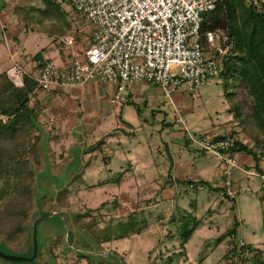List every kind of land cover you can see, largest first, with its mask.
Listing matches in <instances>:
<instances>
[{
	"label": "rangeland",
	"instance_id": "374dc122",
	"mask_svg": "<svg viewBox=\"0 0 264 264\" xmlns=\"http://www.w3.org/2000/svg\"><path fill=\"white\" fill-rule=\"evenodd\" d=\"M7 1L12 7L24 6L22 9L29 15L27 26L31 32H27L29 34L28 40L20 48L25 50L24 52L39 51L40 47L49 42L45 36L38 32L45 33L54 42L64 36H73L77 40L75 47L79 50L88 42L87 39L91 33L89 25L85 19L71 10L63 0H44L45 2L43 0ZM215 32L219 37L218 45L222 50L227 48V51H229L231 46L227 35L220 29ZM209 51H213V49L209 47ZM5 57L6 49L1 44L0 72L2 71L1 65L8 61ZM2 59L6 60L2 62ZM240 82V80L233 79L228 81V85H224V80L219 74V76L209 78L203 84L198 85L194 92L183 90L179 91L178 94H172L170 99L173 107L172 105L168 107L159 103L150 104L149 102L145 106L142 100L147 101V99L144 98H134L133 104L124 103L121 105L122 108L117 106L116 110L109 114L106 119L109 124L108 132L110 134L116 132L115 136L118 138L116 141L115 138L112 140L111 145L114 146L116 156L112 158L108 166H104L100 161L82 165V161L85 162L86 158L79 154L81 151L80 142L69 150L71 153L69 158H66L61 164H55L58 161L60 149L57 146L51 147V143L48 141L50 131L45 133L44 130L41 133V136H43L42 142L38 145L42 164L35 169L36 180L31 200L32 207L24 219L15 217L0 226V242L5 243L9 248V250L2 248L1 251L16 255L27 251L32 243L31 228L34 219H39L41 214H44L42 223L38 224L36 233V244L39 247L40 255L42 254L44 257L42 258L44 259L43 262L49 260L50 263L54 264H90L91 260L94 264L101 261L99 264H105L110 263L108 259L114 253L124 264H164L166 254L164 251L158 254L157 251L161 248L157 243L159 240L165 241L166 233L161 231L160 228H155L154 225L148 226L143 232L134 233L121 240H111L108 244L101 245L89 231L77 226L75 220H79L78 216L82 214V218L88 221L89 217L86 213L88 212L87 208H89L93 210L92 216L96 212L105 214L106 217L116 214L115 220L118 217L122 222H128L127 215L132 213L131 219L137 221V223L139 220L143 221L142 217H145L147 224L155 223L153 217L155 214H159L158 208L154 209V207L149 206L140 214L136 210L134 200L118 202L115 205L112 203V194L118 195L120 192L123 194V187L136 189L147 185L142 176L144 174L143 168L146 165L140 159L149 161L160 159L157 148L161 146V140L165 139L166 136L165 131L161 128L162 122L170 123L172 128L177 131L180 130L184 134L186 131L201 133L215 128L220 129L222 122L227 118V107L231 102L241 101L244 105V111H249L250 99L245 97L243 85ZM225 93H228V95ZM165 100L167 101V98L164 97ZM175 107L181 109L184 125L177 122ZM152 112H154V116H152ZM122 122L123 124H121ZM124 124H128L129 127ZM47 127L49 128L48 125ZM239 133L243 143L254 149L253 140L249 136L248 129L241 127ZM99 137L95 135L96 139ZM90 142L93 143L94 141H90L88 138L86 145ZM193 149L190 147L187 152L199 156L198 152ZM161 150H163L162 146L160 152ZM173 151L174 153L177 152L175 148ZM138 159V162H133V160L137 161ZM208 160L210 167L213 168L214 159L208 158ZM128 161L133 164L129 166ZM147 169L145 176L155 177L157 182L162 178L160 174H165L155 169L153 165ZM123 170H126V175L119 182L120 187H117L116 182L106 181L112 173ZM74 176L77 177L76 180L73 179ZM66 186L70 187L66 189L65 198L68 199V205L65 210L66 204L60 203V207H58V205H55V200L58 191ZM258 186L256 180L242 179L239 181L234 210H231L232 202L225 201L222 208L220 207L223 211L220 216L217 214L206 215L211 212L205 214L208 208L218 207V191L199 189L192 191L186 188V185L178 189L182 193L183 190H187L185 194L183 193L184 195L180 201L177 200L173 203L174 209H179V211H182L180 207L184 209L183 212L178 211L175 213L180 218V222L178 220L179 224L185 228H191L193 223L196 222L195 220L199 221L201 219L200 222H197L199 224L184 246L189 263L222 264L221 261L225 254L228 237L225 238V245L224 241L219 244H216V242L220 238V232L227 226L228 228L231 226L233 218L238 222L236 227L238 237L255 249L264 248V224L262 221L264 203L261 201L262 191L258 189ZM171 189L176 190L173 187ZM103 201H107L108 204L100 206ZM45 203H48V205ZM163 203V207L170 208L171 203L167 201ZM190 203L194 205L196 203L195 210L191 213L188 209ZM119 207L123 209H118ZM99 223L101 222L99 221ZM17 225H19L21 231L11 235ZM218 227L220 232L217 233L216 228ZM181 230L180 227V229L172 231L174 241H179ZM122 231V229L118 230L119 233ZM68 232L70 233L72 247H67ZM57 235L61 236L59 240H56ZM62 246L67 247L68 250H63ZM79 247L84 249L79 251H82L81 253L86 255L90 259L89 261L87 258L76 256L75 249ZM142 247L143 249H141ZM49 249L52 250L50 253ZM150 249L153 251H150ZM250 255H247L248 259L244 263L241 262V264H254L249 259ZM177 261H179V255L176 253L172 257V262L176 264ZM26 263L25 261H6L0 258V264ZM44 263H47V261Z\"/></svg>",
	"mask_w": 264,
	"mask_h": 264
},
{
	"label": "built area",
	"instance_id": "2783aa9c",
	"mask_svg": "<svg viewBox=\"0 0 264 264\" xmlns=\"http://www.w3.org/2000/svg\"><path fill=\"white\" fill-rule=\"evenodd\" d=\"M80 15L91 29L90 45L86 50L74 48L72 36L59 38L64 50H71L67 67L59 68L47 57L35 61V92H46L51 87L80 86L96 77L114 85L112 100L124 101L123 91L129 83H147L161 87L170 98L177 91L194 92L207 79L219 76V61L202 45L206 42L218 55L226 54L217 41L215 31H202L204 15L220 0H63ZM260 7L264 0H243ZM17 72V71H16ZM26 74V73H23ZM177 122L184 125L181 109L176 108ZM6 117L0 115V122ZM238 127L237 122L234 124ZM238 131L222 135L186 131L188 140L204 153L220 161V187L229 198L236 196L231 178L238 168L232 150ZM243 173L259 182L264 193V168L254 164ZM192 187V185H189ZM222 264H241L250 251L240 237L227 238ZM234 245L235 253H231Z\"/></svg>",
	"mask_w": 264,
	"mask_h": 264
},
{
	"label": "crops",
	"instance_id": "0c3cea01",
	"mask_svg": "<svg viewBox=\"0 0 264 264\" xmlns=\"http://www.w3.org/2000/svg\"><path fill=\"white\" fill-rule=\"evenodd\" d=\"M3 1L5 2V6L0 7V45L3 44V46L5 47V58L8 61L1 65V72H7L8 77L15 84L20 85L22 83L23 73H36L35 61L32 59V57L36 53H40L41 57L52 59L59 68L67 67L71 56V50H64V48L61 44L58 43V41L54 42L51 37H48L43 32L38 33L45 36L49 42L45 46L40 47L39 51L35 50L34 52L29 53L24 52L25 50L20 49L23 46L24 42H27L29 37V34H27V32H31V30L28 26H24L22 21L18 20L17 16L14 13L13 7L8 3V1ZM72 50L76 51L79 49L74 46ZM6 59H2V62H4ZM114 92V85L105 82L99 77H96L88 83L80 86L63 87L60 85H56L51 87L46 92L39 91L33 95V98H35L39 102L42 108L41 121L42 124H44L43 129L45 130V133H47L46 131H50V133H48V141L49 143H51L52 148L57 146L58 149H60L58 161L55 164H61L66 158H69L71 156L69 150L74 147L76 143L80 142L81 151L79 152V154L82 157L86 158L85 162L84 160L82 161V165L90 164L91 162L96 163L97 161L103 163L104 166L110 165L112 158L116 156L115 150L113 149L114 146H112L111 143L112 140H114L113 138H115V141L116 139L118 140V138H116L115 136L116 132H112L111 134L108 132L107 129L109 127V124L107 123L106 119L109 114L116 110L117 106H120L122 108L121 105L124 103L133 104L134 102L132 101L134 98H144L147 99V101L142 100L145 106L149 102L150 104L159 103L168 107L172 105L173 107L170 98H167V101H164V93L161 87L156 85L147 83H129L126 85L122 93L124 96V101L122 102H115L112 100ZM175 93L178 94L179 91ZM228 107L226 115L227 118L222 122V126L220 127V129L215 128L212 130H207L205 132L209 131L210 133L222 135L229 130L238 131V138L240 141H242L241 134L239 133V127H236L234 125L236 121H234L232 115L228 112ZM174 110H176V107ZM154 115V112H152V116ZM121 124H123V122ZM47 125L49 126V128L47 127ZM124 125L129 127L128 124ZM161 128L165 131L166 136L165 139L161 140V146L163 150H161L160 152L161 146H158L157 148V153L160 155V159L152 161L140 159L141 161H143V164L145 163L144 165H146V167L143 168L144 174L142 176L144 178V181L147 182V185L138 187L136 189H133V187H123V194L122 192H120L118 195L112 194L111 199L112 203L115 205L118 204V202L122 203L127 200H134L136 210H138L140 214L143 213V210L145 208H149V206L154 207V209L158 208L159 214H155L153 217L155 218V223L147 224L145 217H142V222L144 223H142L141 220H139L138 223L137 221H135L136 227L140 225V227H138V233H140L141 231H145L146 228L151 225H154L155 228H160L161 231H165L166 239L165 241H158L157 244L161 249H159L157 252H159L158 254H161L162 251H164V253L166 254L164 264H175L172 262V257L176 253L179 255V261H177L176 264H191L189 263L188 255L185 252L186 248L184 246L189 241L193 230L199 224H197V222H200L201 219L199 221L195 220L196 222L193 223L192 227L194 228L188 240L183 244V247L180 244V238L179 241H174V238L172 237V231H176V229L178 230L180 229V227L182 228V226L181 224H179V216L175 215V213L178 212L179 209H174L173 203L177 200L180 201V199H182L183 195L187 191L183 190V194L182 191H178V189L186 185V188L192 191L198 189L218 191V207L214 209L208 208L205 211V214L206 212H211L206 214L210 216L214 214L220 216V213L223 212L221 208L225 201L232 202L231 210H234L235 197L234 199L232 198L234 200L232 201L231 198L225 195L224 190H222V188L220 187V161L216 156L204 153L199 149L198 146L191 143L184 133L180 132V130L177 131L175 128H172V125L170 123L162 122ZM106 130L107 132H105ZM95 135H98V137L99 135H101V137L96 139ZM88 138L90 139V141L94 142H90V144L86 145V141H88ZM99 140H102L101 144L92 148V145ZM190 147L194 148L193 150L197 151L199 156H195L193 155V153H188L187 149H190ZM107 148L109 149L108 151L106 150ZM174 148L177 151L176 153H174L173 151ZM53 152L55 153L56 151ZM235 157L238 163V168L235 169L232 175L231 183L232 187L236 190L237 195L238 182L242 179L256 180L258 185L259 182L257 181V179L243 173L244 168H247L249 165L253 164L251 156L244 151H237L235 152ZM208 158L214 159L215 164L213 168L210 167ZM138 161L139 159L137 161L133 160V162ZM132 164V162L128 161L129 166H131ZM151 165H153L155 169H158V171L165 173L160 174L162 175V178L159 182H157V179L155 177L145 176V172L148 170L147 168ZM259 167L264 168V159L260 160ZM125 175L126 170L114 172L111 174V176L107 177L106 181L116 182L117 187H120L119 182ZM73 179L76 180L77 177L74 176ZM190 179L195 182L192 187L189 186L188 180ZM200 183L205 184H203L202 187H198ZM70 186H66V188ZM171 187L175 188L176 190L171 189ZM107 201H103L100 206L102 204L103 206H105V204H108ZM164 201L171 203L170 208L166 209V207L162 206L164 204ZM194 207H196V203L195 205L190 203L188 208L190 213L195 210ZM118 209L123 208L119 207ZM180 210L182 211L179 212H183V207H180ZM92 211L93 210L91 209V213ZM97 213L101 215V217L99 218L101 222L99 224L100 227H102L105 222L110 219V217L114 218L116 215H109L106 217L105 214H101L100 212H96L94 215H96ZM116 218L117 220L114 219L115 222H122L121 219H118V217ZM234 222L237 221L233 218L231 226H229V228L227 226L226 228H224V230H222V232L219 231V227L216 228L217 233L220 232V238L217 240L216 244L224 241L225 245L226 237L224 236V233L232 227ZM169 227L171 228L169 229ZM109 242L101 243V245L108 244ZM141 249H143V247ZM150 251L153 250L150 249ZM150 251H148V253H150Z\"/></svg>",
	"mask_w": 264,
	"mask_h": 264
},
{
	"label": "trees",
	"instance_id": "16d2710c",
	"mask_svg": "<svg viewBox=\"0 0 264 264\" xmlns=\"http://www.w3.org/2000/svg\"><path fill=\"white\" fill-rule=\"evenodd\" d=\"M4 6L5 2L1 0L0 7ZM22 7L13 6L14 13L18 20L22 21L24 26H27L29 15ZM217 29L222 30L227 35L231 46L230 50L226 54L218 55L214 51H209L208 45L204 40H202V45L219 61L221 66L220 76L224 80V85H228V81H232L233 79L240 80L245 97L250 99L249 111H244V105L241 101H235L230 103L228 112L232 115L234 121L237 122L240 129L241 127L248 129L249 136L253 140L254 149L243 143V141H238L232 151H244L249 154L254 166L259 170V162L264 159V3L260 7H257L245 3L243 0H220L212 11L204 15L202 31H216ZM72 38L75 46L77 40L73 36ZM87 40L88 42L85 46H82L80 51L86 50L89 47L91 38L89 37ZM40 58V53H36L32 57L34 61ZM34 75L31 73L23 74L22 83L15 85L8 77L7 72H0V115L6 117L5 122H0V226L15 217L24 219L27 216L32 207L31 200L36 180L35 169L42 164L38 145L43 139L41 133L44 130V124L41 121V105L33 98V95L36 93ZM225 94L228 95V93ZM101 142L102 140L97 141L92 145V148L99 146ZM188 182L192 186L195 184L191 179ZM203 184L205 183H200L198 187H202ZM66 189L64 187L58 191L55 200V205H58V207H60V203L66 204L65 210L68 205V199L67 197L65 198ZM233 199L232 201H234ZM261 201L264 203V193L261 196ZM45 204L48 205V203ZM87 210L86 215L89 217V220L85 221L82 218L83 215L80 214L78 216L79 220H75V222L77 226L86 229L94 235L99 244L138 233L135 221L131 219L132 214L128 215V222L117 221L114 223V218L110 217L100 227L99 218L101 215L97 213L92 216L91 209L87 208ZM262 213L264 224V209ZM43 217L44 214H41L36 224V233L38 224L42 223ZM237 225V222H234L232 227L224 233V236L227 238L234 235ZM187 228L182 226L180 234V244L182 247L188 240L194 227ZM120 229L123 230L121 233L118 232ZM17 231H21L19 225L15 226L11 235ZM31 233L33 234L32 228ZM69 234L68 232L66 243L68 244L67 247H72ZM7 235L10 236L9 234ZM57 236L56 240H59L61 236ZM67 247L62 246L63 250H68ZM246 247L250 251H254L249 257L254 264H264V248L255 249L249 244ZM2 248L9 250L5 243L0 242V251ZM76 249L77 257L87 258L86 255L81 253L82 251H79L84 250L82 247ZM50 251L52 250L49 249V253ZM230 251L231 253H235L234 245ZM3 253L16 255L9 252ZM32 255L33 249L31 243L27 251L16 255L31 258L29 260L0 258L6 261H25L27 262L26 264H54L50 263L51 261L49 260H46L47 263H44L46 261H42L44 257L42 254L40 255L38 246L36 254ZM111 255V258L108 259L110 263L105 264H124L114 253ZM223 258H227V251L223 255ZM247 259L245 257L240 260L244 263ZM87 260L89 261L90 259L87 258ZM90 264L94 263L90 260Z\"/></svg>",
	"mask_w": 264,
	"mask_h": 264
},
{
	"label": "water",
	"instance_id": "95a60500",
	"mask_svg": "<svg viewBox=\"0 0 264 264\" xmlns=\"http://www.w3.org/2000/svg\"><path fill=\"white\" fill-rule=\"evenodd\" d=\"M39 219H36L34 222H33V226H32V229H33V236H32V249H33V255L34 256L37 252V245H36V224L38 222ZM78 250V249H76ZM0 257L2 258H6V259H9V260H29L31 258H24V257H20V256H16V255H7V254H4L3 252L0 251Z\"/></svg>",
	"mask_w": 264,
	"mask_h": 264
}]
</instances>
